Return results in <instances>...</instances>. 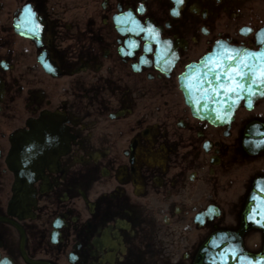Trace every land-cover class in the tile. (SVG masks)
Listing matches in <instances>:
<instances>
[{"label":"flooded vegetation","instance_id":"af4514ba","mask_svg":"<svg viewBox=\"0 0 264 264\" xmlns=\"http://www.w3.org/2000/svg\"><path fill=\"white\" fill-rule=\"evenodd\" d=\"M218 46L261 53L264 0H0V264H196L237 231L264 177L245 141L264 91L210 119L180 87ZM36 122L19 200L14 138Z\"/></svg>","mask_w":264,"mask_h":264},{"label":"water","instance_id":"95a60500","mask_svg":"<svg viewBox=\"0 0 264 264\" xmlns=\"http://www.w3.org/2000/svg\"><path fill=\"white\" fill-rule=\"evenodd\" d=\"M237 50V51H233ZM227 51V52H226ZM225 58H203L192 64L185 71L181 80V88L188 103L204 116L214 119L218 112H232L241 99L247 100L250 92L264 91V71H193L198 68H245L247 62L254 67L258 64L257 56L246 54V51L231 47L224 51ZM248 66V65H247ZM245 89H250L245 90ZM36 128L24 134L36 135ZM252 138L257 148H264V124L252 123L246 129V137ZM31 141V140H30ZM25 151V150H24ZM14 154V168L17 175V189L24 186V178L29 180L33 168H28L33 155L21 153L17 147ZM252 227L264 231V178L255 180L250 196L242 214L240 229L237 232L217 231L204 242L196 264H264V248L259 253H250L243 248L241 235Z\"/></svg>","mask_w":264,"mask_h":264},{"label":"snow or ice","instance_id":"6c2138e0","mask_svg":"<svg viewBox=\"0 0 264 264\" xmlns=\"http://www.w3.org/2000/svg\"><path fill=\"white\" fill-rule=\"evenodd\" d=\"M177 3H182V0H176ZM174 14H177L178 15V12H174ZM233 51H237V50H233ZM249 55L251 56H255V55H260L262 57H264V52H261L259 54H256V53H249ZM245 67H248L247 65H245ZM261 83L264 84V78L261 79ZM245 90H249L250 89H245Z\"/></svg>","mask_w":264,"mask_h":264}]
</instances>
